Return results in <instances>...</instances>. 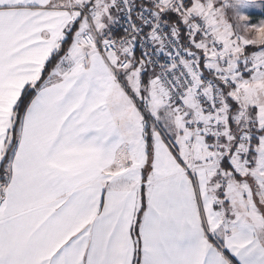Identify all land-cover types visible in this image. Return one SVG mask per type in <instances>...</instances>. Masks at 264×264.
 I'll return each mask as SVG.
<instances>
[{
    "label": "snow or ice",
    "instance_id": "snow-or-ice-1",
    "mask_svg": "<svg viewBox=\"0 0 264 264\" xmlns=\"http://www.w3.org/2000/svg\"><path fill=\"white\" fill-rule=\"evenodd\" d=\"M0 264H264V0H0Z\"/></svg>",
    "mask_w": 264,
    "mask_h": 264
}]
</instances>
